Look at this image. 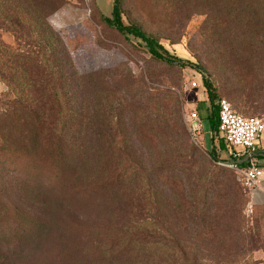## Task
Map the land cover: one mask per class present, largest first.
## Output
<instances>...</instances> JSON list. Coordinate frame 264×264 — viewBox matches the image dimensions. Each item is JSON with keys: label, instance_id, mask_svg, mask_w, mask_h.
I'll list each match as a JSON object with an SVG mask.
<instances>
[{"label": "rangeland", "instance_id": "obj_1", "mask_svg": "<svg viewBox=\"0 0 264 264\" xmlns=\"http://www.w3.org/2000/svg\"><path fill=\"white\" fill-rule=\"evenodd\" d=\"M5 1L0 0V3ZM113 2L63 0L62 6L48 17V24L58 47L66 51L63 56L69 90L75 105L82 107L87 115L89 140L96 148L101 121L105 118L117 121L122 114L125 143L121 147L126 148L121 155L123 166L137 172L138 179L123 186L118 196L103 195L87 204L68 206L55 198L30 193L34 182L19 169L0 167V187L11 205L35 213L41 211L40 200L48 203L44 206L48 215L41 211L42 217L47 219V227L40 239L28 244L17 242L11 238L12 228L5 229L0 264H109L99 263L108 233L130 236L134 240L159 236L153 221L156 216L154 189L159 186L156 170L171 158L172 149L167 143L156 146L142 141L134 120L136 118L139 123L141 115L156 119L167 107H180L187 128L186 115L196 110L203 122L208 116L209 105L200 106L202 114L196 109L200 94L206 91L202 77L192 67L182 69L153 61L139 41L123 37L100 19L101 13L111 16ZM125 11L127 21L140 23L170 53L202 68L220 98L228 100L237 113L264 119V0H125ZM10 14L17 21L20 16L30 20L26 12L18 13L11 7ZM42 28L46 27L42 25ZM0 43L12 50L21 48L18 35L6 31L1 22ZM191 77H196L197 88L189 85ZM7 92V84L0 79L1 107L8 103L1 96ZM128 108H136L141 114L137 110L128 111ZM202 124L197 142L187 128L190 143L199 150L196 159L201 170L219 167L228 170L231 176L221 196L218 192L220 197L207 206L215 214L219 210L216 215L218 237L216 242L196 243L193 233L198 228L203 230V226L196 220L194 223L185 208L183 211L179 193L168 191L167 230L172 243L171 257L179 245L175 242L182 243L181 248L188 242L190 248L198 249L200 264H264V210L253 206L250 213L251 203H247L242 213H237L235 207L233 212L234 182L242 189L243 186L236 171L227 164L232 159L229 151L221 148V138L211 141V134L204 129V122ZM103 133L106 141L104 173L110 176L116 168L113 156L120 147L111 144L114 139L111 128ZM211 151H215L219 162L211 159ZM96 172L97 168L88 159L79 169L78 185L83 187L93 181ZM190 175L191 172H187L183 177L187 193L195 188ZM168 176L172 183L179 181ZM133 194L149 197V200L143 198L132 205ZM133 206L138 208L134 211L136 216L142 213L146 219L144 223L137 224L133 220ZM133 249L135 254H150L151 250L142 242Z\"/></svg>", "mask_w": 264, "mask_h": 264}, {"label": "trees", "instance_id": "obj_2", "mask_svg": "<svg viewBox=\"0 0 264 264\" xmlns=\"http://www.w3.org/2000/svg\"><path fill=\"white\" fill-rule=\"evenodd\" d=\"M62 4L63 0H24V3L22 0H6L0 3V22L6 31L18 35L21 43V48L17 50L0 43V79L8 86V92L1 95L8 103L2 104L3 107L0 105V167L13 166L22 171L34 182L30 186V193L39 197L44 195L55 198L63 205L71 206L87 204L103 195L118 196L123 186L133 183L138 177L137 172L123 166L124 158L121 155L125 154L123 149L126 148L121 147L125 143L122 114L117 121L108 118L101 121L96 148L88 138L87 115L82 107H77L74 103L68 86L64 51L54 41L48 24V17ZM5 7L6 10L3 9ZM10 7L18 13L26 12L30 20L20 16V21H17L10 14ZM100 19L123 37L139 41L153 61L177 65L182 69L192 67L202 77L209 101V113L203 121L204 129L211 134V141L220 138L219 102L222 99L202 68L170 53L155 36L146 32L140 23L127 21L125 0H114L111 16L101 13ZM32 21L37 23L36 26ZM40 22L47 31L40 26ZM132 110L137 109L128 108V111ZM137 112L141 114L139 110ZM163 112L159 113L156 119L141 115L139 123L136 118L134 120L142 141L156 146L167 143L172 149L171 158L162 162L156 170L159 186L154 189L153 206L156 216L153 221L156 225L154 227L159 229V236H145L144 239L134 240L130 236L108 233L104 249L100 252L102 257L99 263L115 264L124 261L127 264H136L142 261V264H200L198 249L190 248L188 242L184 243L185 248H181L182 243L175 242L176 246L179 245L171 257L172 243L167 230V209L170 201L167 192L173 190L179 193V200L183 201V211L185 208V213L192 221L195 223L196 220L203 226V230L196 229L192 239L198 244L217 240L216 215L219 210L217 209L215 214L207 206L224 192L223 187L231 178L229 171L219 167L211 171L201 170L202 166L196 159L199 150L190 143V134L183 124L180 107L174 109L169 106ZM110 128L114 136L111 144L120 148L112 159L116 168L110 176H106V141L103 132ZM220 145L222 149H227L223 141ZM209 156L216 163L219 162L215 151H211ZM88 159L97 168L96 178L81 187L78 185L79 169L86 165ZM242 165L245 166L246 163ZM187 172H191L189 177L195 183V188H190L189 193L185 190L183 181ZM168 175L178 178L179 181L172 183ZM3 190L0 187V250L5 246L3 235L6 228H12L11 238L17 242L28 244L40 239L47 227V219L41 214L44 212L48 215L44 207L48 203L40 200L39 208L42 212H28L20 206L11 205L5 199ZM231 193L234 194V200H231L233 212L235 207L240 214L247 203H250V194L235 182ZM55 194L58 196H54ZM226 195H229V192ZM143 198H147L148 202L149 197L133 194L130 202L134 205ZM134 211H138V208L133 206L135 223H144L146 219L142 213L136 216ZM141 218L143 221L140 222ZM138 242L147 244L151 248L150 254H135L133 248Z\"/></svg>", "mask_w": 264, "mask_h": 264}, {"label": "built area", "instance_id": "obj_3", "mask_svg": "<svg viewBox=\"0 0 264 264\" xmlns=\"http://www.w3.org/2000/svg\"><path fill=\"white\" fill-rule=\"evenodd\" d=\"M189 85L191 88L198 87L196 77L190 78ZM219 120L220 138L232 159L227 164L236 171L241 185L251 196L254 192L262 190L264 185V165L253 157L258 151V143L264 131V119L243 116L236 112L228 100L222 99L219 102ZM185 121L192 139L197 142L203 127L199 113L196 110L190 112ZM246 157L250 159L245 166L238 163ZM249 212H253L252 204L249 206Z\"/></svg>", "mask_w": 264, "mask_h": 264}, {"label": "crops", "instance_id": "obj_4", "mask_svg": "<svg viewBox=\"0 0 264 264\" xmlns=\"http://www.w3.org/2000/svg\"><path fill=\"white\" fill-rule=\"evenodd\" d=\"M199 98H200L199 99L200 102L197 104L196 109H199L200 113L202 114L200 106L209 105V101L206 93H202V95L200 94ZM261 154H264V131L259 140L258 151L256 155H261ZM256 158L258 159L261 165H264V157L259 156ZM250 203L256 208H264V185L262 190L256 191L250 196Z\"/></svg>", "mask_w": 264, "mask_h": 264}, {"label": "water", "instance_id": "obj_5", "mask_svg": "<svg viewBox=\"0 0 264 264\" xmlns=\"http://www.w3.org/2000/svg\"><path fill=\"white\" fill-rule=\"evenodd\" d=\"M259 156L264 157V154H261V155H254L253 157H259ZM249 159H250V157H246V158L242 159L241 161H239L238 163H239V164H244V163H246Z\"/></svg>", "mask_w": 264, "mask_h": 264}]
</instances>
